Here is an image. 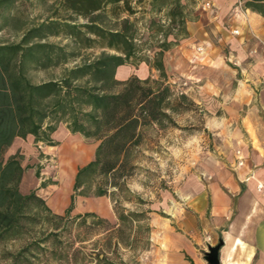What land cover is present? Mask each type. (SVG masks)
<instances>
[{
    "label": "trees",
    "instance_id": "16d2710c",
    "mask_svg": "<svg viewBox=\"0 0 264 264\" xmlns=\"http://www.w3.org/2000/svg\"><path fill=\"white\" fill-rule=\"evenodd\" d=\"M13 1L0 0V17ZM130 1L66 0L73 12L90 18L89 23L77 26L65 24L69 36L85 43L86 47L99 41L102 49L113 53L102 51L93 59L67 68L57 80L36 84L26 75L30 64L48 66L58 55L54 54L52 45L31 42L34 37H43L45 28L54 31L55 27L41 24L27 30L19 43L0 45V241L18 234L24 221L34 220L28 213L31 206L49 215L55 231L15 254H8L10 264H24L28 259L26 254L34 246L57 239L60 222L69 215V210L63 215L53 213L35 191L20 192L22 174L30 166H21L22 154L18 152L8 158L4 156L15 138L25 140L30 136L35 143L54 146L50 135L59 123L65 122L70 133L95 142L94 157L77 172L73 191L79 193L83 189V179L93 177L97 182L93 195L110 200L117 222L111 224L89 213L77 217H92L96 219L95 224L104 225L108 249L111 246L136 248L141 243L140 250H146L150 227L148 223L137 225L148 221L149 211H131L121 205V199L128 200L131 195L127 180L138 168L140 149L149 141L150 132L172 128L206 132L201 109L167 82L163 63L164 52L177 43L178 36L187 35L183 5L180 0H135L139 4L147 1L151 12L166 11L168 19L163 39L157 50L153 49V54L148 56L139 54L135 30H132L134 24L128 18L122 20L119 29H107L95 21L102 17L108 6L119 3L128 14H134ZM157 23L154 19L149 20L150 27ZM163 27L158 26L155 32H162ZM79 29H84L85 35L81 36ZM173 29L177 30L172 35ZM168 35H172V40ZM140 63H145L150 71L158 72V77L149 75L140 79L132 75L124 81L115 78L119 66ZM185 113H194L200 126H180L175 117ZM90 257L94 264H112L103 251L91 253Z\"/></svg>",
    "mask_w": 264,
    "mask_h": 264
},
{
    "label": "crops",
    "instance_id": "0c3cea01",
    "mask_svg": "<svg viewBox=\"0 0 264 264\" xmlns=\"http://www.w3.org/2000/svg\"><path fill=\"white\" fill-rule=\"evenodd\" d=\"M206 2L210 8L203 7ZM180 3L187 35L176 48L183 60L177 75L188 84L183 93L206 112L208 149L172 192L160 191L150 205V244L140 259L142 264H207V247L222 240L219 264H264V0ZM126 65L127 77L119 81L149 76L145 63ZM53 134L73 146L59 128ZM22 143L15 138L5 158L21 154ZM72 159L75 163L77 156ZM39 183L35 171L26 169L19 190L35 191ZM45 195L57 204L61 188ZM109 207L106 219L116 224Z\"/></svg>",
    "mask_w": 264,
    "mask_h": 264
},
{
    "label": "rangeland",
    "instance_id": "374dc122",
    "mask_svg": "<svg viewBox=\"0 0 264 264\" xmlns=\"http://www.w3.org/2000/svg\"><path fill=\"white\" fill-rule=\"evenodd\" d=\"M66 4V0H14L4 8L1 14L0 45L19 43L27 30L39 27L41 24L45 27L56 28L54 31H49L44 27L43 37L31 39L32 43L52 45L54 54H58L48 66L35 63L29 65L26 75L32 83L57 80L67 68L93 59L102 51L110 52L107 49H102L99 41H96L92 47H86L85 43L69 36L68 29L64 27L65 24L77 26L89 23L90 18L76 14ZM130 7L135 12L134 14H128L122 3L117 6H108L102 17L95 21L107 29H119L122 20L128 18L129 22L134 24L132 30H135L134 38L139 54L151 56L153 49L157 50L159 42L167 31L166 11L151 12L147 1L139 4L132 0ZM151 19L159 23L150 27L149 20ZM160 25L164 26L163 31L155 32ZM79 30H81V36L85 35L84 29ZM173 30L171 31L172 35L176 33L177 29ZM154 33L157 34L150 36ZM172 35H168L169 40H172ZM185 37L178 36L177 43L163 54L167 82L178 92H183L188 87L186 80L177 75L178 67L183 63V60L176 52V48ZM129 68L127 65L119 66L116 69V79L126 78ZM149 75L157 78L158 72L149 70ZM198 107L203 111V108ZM202 113L204 121L206 112ZM175 120L180 126H200L199 118L194 113H185L175 117ZM58 128L59 132H65L68 135L65 137L66 139L80 148V152L86 154H83L81 161L72 162V158L66 151L68 140L56 137L55 134H51L55 137H50V140L60 149L59 153H56L55 148H48L51 146L44 142L35 143L30 136L23 140L19 147L23 166H30L29 169L38 173L36 180L40 183L35 190L36 195L42 198L47 207L55 214L63 215L69 210V215L60 222L57 239H51L37 246L33 245L30 253L26 254L28 259L24 264H94L95 261L90 257L91 253L95 254L101 251L112 264H142L140 258L145 250H140V248L143 244L139 243L136 248L111 246L108 249L104 225L95 224L96 219L92 217H77L81 216L77 213L80 211L94 214L107 221L109 206L112 207V205L107 197L93 195L97 185L93 177L83 179V189L80 191L83 192V195L80 192V194L74 193L76 174L93 159L96 143L85 140L80 134L69 135L65 122L58 124L57 131ZM207 149V130L206 132L201 130L181 131L172 128L163 132H150L149 141L140 149L138 168L127 180V187L131 195L128 200L121 199V205L131 211H150V205L158 199L159 192L162 190L172 192L178 179L188 171L198 154ZM66 169L69 176L61 178V173H64ZM56 187L61 188V195L58 203L54 204L45 195V192H48L49 189L55 190ZM28 213L34 217V220L24 221L18 234L0 241V264H10L8 254H15L28 244H33V242L44 238L48 233L55 232L52 219L43 210L31 206ZM146 223L148 221H143L137 226H145Z\"/></svg>",
    "mask_w": 264,
    "mask_h": 264
},
{
    "label": "water",
    "instance_id": "95a60500",
    "mask_svg": "<svg viewBox=\"0 0 264 264\" xmlns=\"http://www.w3.org/2000/svg\"><path fill=\"white\" fill-rule=\"evenodd\" d=\"M222 240H219L214 246H208L204 252V260L207 264H219V249L222 246Z\"/></svg>",
    "mask_w": 264,
    "mask_h": 264
},
{
    "label": "bare ground",
    "instance_id": "6f19581e",
    "mask_svg": "<svg viewBox=\"0 0 264 264\" xmlns=\"http://www.w3.org/2000/svg\"><path fill=\"white\" fill-rule=\"evenodd\" d=\"M61 145H62V143H61ZM67 146V145H66ZM63 147V146H62ZM64 148V147H63ZM62 149V148H61ZM67 150V152H68V154H69V156H70V158H73L75 155L77 156V161H81V158H82V156H83V153L82 152H80V148H78L77 146H69V147H67L66 148ZM64 150V149H63ZM52 152H54V151H52ZM64 153H65V151H64ZM80 155V158L78 157ZM65 158H67L66 157V155H65ZM69 159V158H68ZM73 160V159H72ZM84 161V160H83ZM82 163V162H81ZM73 165V164H72ZM68 168V167H67ZM71 170H72V168H71ZM69 173H68V170L66 169L65 171H64V173H61V175H62V177H64V176H69L68 175ZM67 178V177H66ZM54 191V190H53ZM54 193V192H53ZM52 195V194H51ZM54 199H58V195H56L55 197H54ZM59 200V199H58Z\"/></svg>",
    "mask_w": 264,
    "mask_h": 264
},
{
    "label": "built area",
    "instance_id": "2783aa9c",
    "mask_svg": "<svg viewBox=\"0 0 264 264\" xmlns=\"http://www.w3.org/2000/svg\"><path fill=\"white\" fill-rule=\"evenodd\" d=\"M203 7L206 8V9L210 8V3L206 2ZM235 33H236V31H235ZM201 51H202V48H198V52H201ZM258 188H261L260 184L258 185Z\"/></svg>",
    "mask_w": 264,
    "mask_h": 264
}]
</instances>
